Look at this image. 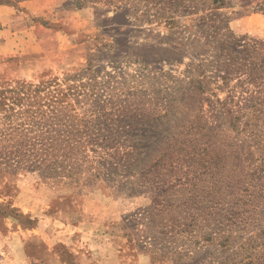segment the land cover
I'll return each instance as SVG.
<instances>
[{
	"label": "rangeland",
	"instance_id": "374dc122",
	"mask_svg": "<svg viewBox=\"0 0 264 264\" xmlns=\"http://www.w3.org/2000/svg\"><path fill=\"white\" fill-rule=\"evenodd\" d=\"M27 1L0 7L1 81L74 80L88 62L106 71L113 59L117 71L132 73L144 62L193 91L172 120L123 121L124 138L138 132L158 140L142 166L164 155L142 180L116 161L122 150L107 155L105 167L88 152L78 171L91 178L78 182L0 172V264H242L238 243L264 240L262 223L256 217L244 231L229 229L222 246L228 192H212L204 162L182 159L205 150L214 135L209 155L233 164L237 150L249 184L258 153L237 130L245 105L264 96V0Z\"/></svg>",
	"mask_w": 264,
	"mask_h": 264
},
{
	"label": "trees",
	"instance_id": "16d2710c",
	"mask_svg": "<svg viewBox=\"0 0 264 264\" xmlns=\"http://www.w3.org/2000/svg\"><path fill=\"white\" fill-rule=\"evenodd\" d=\"M20 1L24 0H0V5L15 6ZM80 2L82 0H75L77 4ZM110 67L106 71L97 70L88 62L84 73L74 80L67 76L63 80L38 83L0 80V172L27 170L55 184H65V178L73 182L89 180L90 176H82L78 171L88 160V152L93 153L99 167H105L106 163L111 164L107 155L120 150L123 152L116 161L127 164L128 173H132L134 167L139 180L153 172L151 168L163 165L162 154L153 160L151 167L142 166L145 149L158 140L155 137L149 142L138 132H131L129 138H124L123 121L127 118L156 123L162 119L172 120L186 106L188 93L193 90L180 86L169 72L149 69L144 62H138L132 73L117 71L118 63L113 59ZM262 98L258 104L245 105L242 123L239 120L230 122L232 129H238L239 123L243 125L237 132L243 131L248 137L247 146H255L258 153L254 159L257 164L247 173V186L242 182L243 170L237 150H233V164L227 162V155L224 157L217 152L209 155V149L215 143L209 139L214 135L206 138L205 150L195 156L189 152L182 159V164L190 160L197 165L204 162L203 167L207 170L203 173L211 174L212 192L223 194V189L228 192L231 208L222 217L225 221L219 222L224 225L222 246L229 245L232 237L231 231L225 235L226 231H244L248 222L251 224L256 217L262 223L259 236H264V96ZM257 125L263 128L261 134L257 132ZM168 139L176 140L175 135ZM181 150L184 148L175 149L178 154ZM179 157L174 160L177 164ZM224 172L230 175L224 176ZM216 205L219 204L216 202ZM191 225L195 226L192 223L185 227ZM251 241L246 248L239 241V252L243 257L238 262L264 264V240Z\"/></svg>",
	"mask_w": 264,
	"mask_h": 264
},
{
	"label": "crops",
	"instance_id": "0c3cea01",
	"mask_svg": "<svg viewBox=\"0 0 264 264\" xmlns=\"http://www.w3.org/2000/svg\"><path fill=\"white\" fill-rule=\"evenodd\" d=\"M40 1H42V0H29V1H27L28 3H39ZM26 2V3H27ZM0 7H7V6H5V5H0ZM7 8H9V7H7Z\"/></svg>",
	"mask_w": 264,
	"mask_h": 264
}]
</instances>
